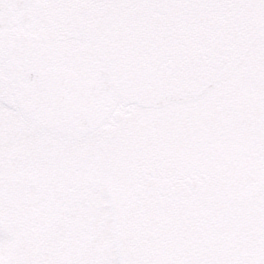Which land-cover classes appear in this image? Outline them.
<instances>
[{
	"label": "snow or ice",
	"instance_id": "obj_1",
	"mask_svg": "<svg viewBox=\"0 0 264 264\" xmlns=\"http://www.w3.org/2000/svg\"><path fill=\"white\" fill-rule=\"evenodd\" d=\"M0 264H264V0H0Z\"/></svg>",
	"mask_w": 264,
	"mask_h": 264
}]
</instances>
